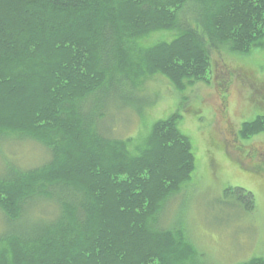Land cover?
<instances>
[{"label": "trees", "instance_id": "obj_1", "mask_svg": "<svg viewBox=\"0 0 264 264\" xmlns=\"http://www.w3.org/2000/svg\"><path fill=\"white\" fill-rule=\"evenodd\" d=\"M158 31L173 38L144 43ZM262 40L264 0H0V135L48 153L41 165L0 172V211L12 226L0 264H193L185 234L158 224L195 169L181 114L124 140L98 121L106 102L124 105L123 91L141 94L148 77L182 91L206 81L212 50L246 55ZM260 132L264 115L238 131ZM236 191L252 210L253 195ZM40 202L51 214L35 210L27 227L22 215Z\"/></svg>", "mask_w": 264, "mask_h": 264}, {"label": "rangeland", "instance_id": "obj_2", "mask_svg": "<svg viewBox=\"0 0 264 264\" xmlns=\"http://www.w3.org/2000/svg\"><path fill=\"white\" fill-rule=\"evenodd\" d=\"M163 32L144 43L173 38ZM260 43L246 55L225 47L212 50L206 81L182 91L160 74L148 77L141 94L123 91L124 105L108 100L98 121L107 135L124 140L142 137L157 119L181 114L178 127L191 142L195 169L190 181L164 203L158 224L185 234L196 250L193 264L264 258V132L247 139L238 133L243 122L264 115V40ZM114 96L110 91L109 97ZM88 98L91 102L95 96ZM47 160V150L38 142L14 133L0 135V172L12 165L29 169ZM236 188L253 195L252 210L244 208L243 193ZM48 208L41 202L36 208L28 206L21 220L29 227L36 218L33 212L46 217L52 212ZM4 219L0 211V236L12 233Z\"/></svg>", "mask_w": 264, "mask_h": 264}]
</instances>
